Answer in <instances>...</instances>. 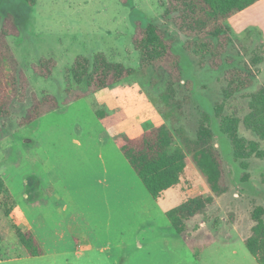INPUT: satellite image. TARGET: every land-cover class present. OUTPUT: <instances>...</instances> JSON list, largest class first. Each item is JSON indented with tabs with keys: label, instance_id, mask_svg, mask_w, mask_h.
Listing matches in <instances>:
<instances>
[{
	"label": "rangeland",
	"instance_id": "374dc122",
	"mask_svg": "<svg viewBox=\"0 0 264 264\" xmlns=\"http://www.w3.org/2000/svg\"><path fill=\"white\" fill-rule=\"evenodd\" d=\"M164 1L37 0L29 6L23 0H0V19L12 14L19 29L7 41L27 76L29 93L52 94L59 104L20 126L28 96L0 123V177L7 188L0 196V264H257L243 241L250 233L254 206L264 207V159L251 158L248 178L240 180L242 170L213 116V104L225 84L223 68L201 67L199 58L184 50V36L163 15ZM144 19H153L174 37L183 74L194 81L192 90L178 86L174 105L168 106L160 96V76L153 86L155 76L135 74L65 104L69 93L84 86L70 74L78 56L92 58L103 52L111 61L138 68L139 53L131 38L134 22ZM248 44L244 42L245 59L251 57ZM238 50L244 54L243 48ZM49 57L56 61L52 73L36 74L33 65ZM253 73V87L234 102L242 113L246 110L242 94L262 83L264 66ZM199 109L212 116L228 190L188 219L178 235L165 212L185 195L211 194L202 175L189 157L182 186L154 200L115 144V129L100 119L98 111L117 112L123 118L120 129L131 132L165 123L192 136ZM240 134L252 138L242 125ZM23 226L32 230L43 255L27 256L18 246L16 230Z\"/></svg>",
	"mask_w": 264,
	"mask_h": 264
},
{
	"label": "trees",
	"instance_id": "16d2710c",
	"mask_svg": "<svg viewBox=\"0 0 264 264\" xmlns=\"http://www.w3.org/2000/svg\"><path fill=\"white\" fill-rule=\"evenodd\" d=\"M23 1L29 6L37 2ZM257 1L165 0L163 4V15L169 16L184 36V50L197 56L201 67L207 64L213 71L223 68L225 84L221 88V98L213 104V116L217 119L219 131L229 140L233 160L242 170V182L248 178L249 160L264 159V80L256 89L246 95L242 94L246 98V110L243 113L234 102L239 94L253 87V69L264 66V39L261 31L254 26L236 33L228 20ZM18 32L12 14L8 13L0 19V123L11 115L15 103L24 102L29 96L30 104L18 120V124L23 126L56 110L59 104L52 94L46 93L39 97L34 92L29 93L27 76L7 41L9 35ZM131 41L134 50L139 53L137 69L111 61L103 52L95 53L92 58L76 57L71 64L70 74L77 85L84 86L69 93L64 103L114 87L135 74L149 76L151 79L152 75L155 76L152 79L153 86L158 84L157 77L160 76L163 84L160 96L168 106L174 105L173 98L178 86L184 85L187 91L192 90L194 81L185 78L183 74L181 56L174 49V37L153 19L136 20ZM246 41L251 47L248 46L251 53L249 59L244 57L247 52L244 46ZM237 46L243 48L244 54L239 52ZM55 66V59L49 57L41 59L39 64L33 65V69L36 74L48 77ZM98 116L101 119L104 113L98 111ZM212 122V116L199 109L197 127L192 136L182 128L171 129L165 123L139 134L122 132L114 135L115 144L154 200L161 198L167 190L182 186L189 157L202 175L211 194L185 195L179 204L165 212L178 235L185 231L188 219L203 213L213 204L214 197H219L228 190L224 160ZM240 125L252 133V138L240 134ZM2 133L3 128L0 126V139ZM262 179L264 180V171ZM5 192V185L0 177V196ZM263 215L264 207L254 206L251 211L250 233L243 241L257 264H264ZM16 241L27 256L43 254L40 242L29 229L17 228Z\"/></svg>",
	"mask_w": 264,
	"mask_h": 264
},
{
	"label": "crops",
	"instance_id": "0c3cea01",
	"mask_svg": "<svg viewBox=\"0 0 264 264\" xmlns=\"http://www.w3.org/2000/svg\"><path fill=\"white\" fill-rule=\"evenodd\" d=\"M238 15L240 16L239 19L240 18L241 19L240 20L238 19L237 21L232 23V20ZM228 22L230 23V25L232 26L233 30L236 33H241L248 26L257 27L261 31L263 39H264V0H258L257 2L250 5L249 7H247L245 9H243L242 11L234 14L233 16H231L229 18ZM106 89H108V88L99 90L97 92L104 91ZM108 113L109 112L107 110H105L104 116L101 119H103L107 123V125L112 126L115 129V131H116L115 134L122 133V132L139 134L143 130L151 128V127L144 128L143 130H139L138 132H131V131H129V129L128 130L127 129H120L119 126L121 125L122 120H123L122 116L119 117L117 115V112H115V111L110 112L111 114H108ZM106 119H107V121H106ZM155 126H157V125H155ZM152 127H154V126H152ZM113 140H114V137H113ZM5 189H7V188L5 187ZM26 196L27 195H24V198H26ZM163 196H164V194H163ZM163 196L161 198H163ZM21 216H22V220H25V218L23 217V214H21ZM21 229H28V228H25L23 226V228H21ZM29 230H31V229L29 228ZM44 253L45 252L43 250V254Z\"/></svg>",
	"mask_w": 264,
	"mask_h": 264
}]
</instances>
